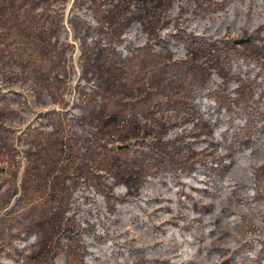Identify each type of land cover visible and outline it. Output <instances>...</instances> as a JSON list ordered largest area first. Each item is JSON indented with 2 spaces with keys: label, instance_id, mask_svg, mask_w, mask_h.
Listing matches in <instances>:
<instances>
[{
  "label": "rangeland",
  "instance_id": "374dc122",
  "mask_svg": "<svg viewBox=\"0 0 264 264\" xmlns=\"http://www.w3.org/2000/svg\"><path fill=\"white\" fill-rule=\"evenodd\" d=\"M0 264H264V0H0Z\"/></svg>",
  "mask_w": 264,
  "mask_h": 264
},
{
  "label": "trees",
  "instance_id": "16d2710c",
  "mask_svg": "<svg viewBox=\"0 0 264 264\" xmlns=\"http://www.w3.org/2000/svg\"><path fill=\"white\" fill-rule=\"evenodd\" d=\"M186 43V42H185ZM184 43V44H185ZM247 71H248V69H247ZM191 176H192V178L194 179V180H197L198 179V174L197 173H192L191 174ZM175 178H177V177H175ZM200 190V193H197L199 196H201V195H210V194H208V193H206V194H203L204 192L203 191H201V189H199ZM208 191V190H207ZM206 191V192H207ZM196 197H198V196H196ZM192 199V198H191ZM197 199V198H196ZM196 199H193L192 201H190L189 203H188V201H186V204H188V206H192L193 208H203V207H205L206 205L204 204V203H202V202H199L198 200H196Z\"/></svg>",
  "mask_w": 264,
  "mask_h": 264
},
{
  "label": "water",
  "instance_id": "95a60500",
  "mask_svg": "<svg viewBox=\"0 0 264 264\" xmlns=\"http://www.w3.org/2000/svg\"><path fill=\"white\" fill-rule=\"evenodd\" d=\"M245 41H247V39H238V40H236L235 42H236V43H243V42H245Z\"/></svg>",
  "mask_w": 264,
  "mask_h": 264
}]
</instances>
